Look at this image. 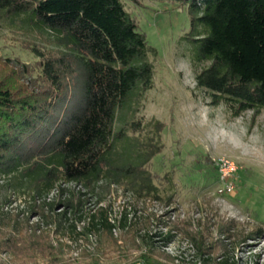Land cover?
Segmentation results:
<instances>
[{"label": "trees", "instance_id": "obj_1", "mask_svg": "<svg viewBox=\"0 0 264 264\" xmlns=\"http://www.w3.org/2000/svg\"><path fill=\"white\" fill-rule=\"evenodd\" d=\"M128 1L139 5L143 0ZM169 1L188 10L184 41L196 88L207 94L210 106H225L233 118L250 112L253 123L264 114V0ZM0 20L52 44L46 51L33 48L34 65L0 60L7 66L0 75L4 200L9 195L31 201V213L56 232L73 235L82 225L77 237L136 227L126 210L111 222L107 208L91 214L83 207L90 199L100 205L113 188L137 199H161L147 167L161 152L163 125L149 121L155 134L142 140L146 126L136 119L153 88L149 56L155 52L145 35L121 0H0ZM219 233L229 235L228 227ZM174 237L169 232L161 241L168 244ZM191 240L198 264L229 262L226 245L218 251L213 242ZM217 252L223 260L216 263ZM126 264L167 263L145 255Z\"/></svg>", "mask_w": 264, "mask_h": 264}, {"label": "rangeland", "instance_id": "obj_2", "mask_svg": "<svg viewBox=\"0 0 264 264\" xmlns=\"http://www.w3.org/2000/svg\"><path fill=\"white\" fill-rule=\"evenodd\" d=\"M121 2L155 52L149 56L153 88L145 93L136 119L146 126L142 140L155 134L149 121L163 125L158 136L161 152L147 167L161 199H137L113 188L100 205L90 199L83 211L92 214L107 208L112 222L126 210L127 220H137L138 225L77 237L74 234L82 225L73 235L56 232L38 213H31V201L9 195L4 200L0 192V264H91L97 259L103 264H126L145 255L167 264H198L201 258L191 236L213 242L218 251L226 245L229 264H264L263 112L253 123L250 112L233 118L225 106H210L207 94L196 88L184 41L190 31L186 6L169 0ZM50 46L35 32L0 20L1 61L34 65L33 48L46 51ZM5 67L0 63L1 76ZM220 158L236 170L229 193L220 192L223 186L214 162ZM53 198L54 194L49 197ZM224 227L229 235L219 233ZM255 230L262 232L260 236L248 237ZM169 232L175 237L165 244L161 240ZM220 256L213 255L216 263L223 260Z\"/></svg>", "mask_w": 264, "mask_h": 264}, {"label": "built area", "instance_id": "obj_3", "mask_svg": "<svg viewBox=\"0 0 264 264\" xmlns=\"http://www.w3.org/2000/svg\"><path fill=\"white\" fill-rule=\"evenodd\" d=\"M214 162L217 166L218 172L220 174V179L222 181L223 189L220 190V192H222L223 190L227 193L231 192L233 190V186L230 182V178L236 171L234 165L223 158L217 159Z\"/></svg>", "mask_w": 264, "mask_h": 264}]
</instances>
